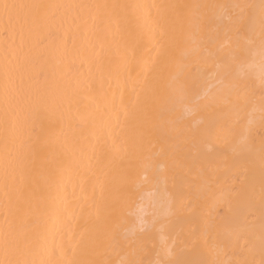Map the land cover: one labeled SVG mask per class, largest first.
<instances>
[{"label": "bare ground", "instance_id": "bare-ground-1", "mask_svg": "<svg viewBox=\"0 0 264 264\" xmlns=\"http://www.w3.org/2000/svg\"><path fill=\"white\" fill-rule=\"evenodd\" d=\"M0 264H264V0H0Z\"/></svg>", "mask_w": 264, "mask_h": 264}]
</instances>
